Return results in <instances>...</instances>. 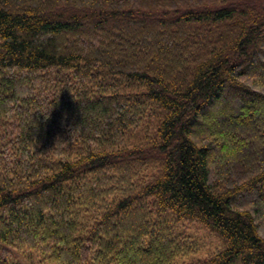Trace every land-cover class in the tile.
Listing matches in <instances>:
<instances>
[{
    "label": "trees",
    "instance_id": "trees-1",
    "mask_svg": "<svg viewBox=\"0 0 264 264\" xmlns=\"http://www.w3.org/2000/svg\"><path fill=\"white\" fill-rule=\"evenodd\" d=\"M0 121V264H178L184 222L264 264V0H0ZM102 175L128 194L81 236Z\"/></svg>",
    "mask_w": 264,
    "mask_h": 264
},
{
    "label": "rangeland",
    "instance_id": "rangeland-1",
    "mask_svg": "<svg viewBox=\"0 0 264 264\" xmlns=\"http://www.w3.org/2000/svg\"><path fill=\"white\" fill-rule=\"evenodd\" d=\"M4 126V121L3 123L0 121V174L2 175L6 170L5 168H7L8 170H12V162L15 160V157L17 155L14 147H12L13 143L8 144L7 146L4 145L5 138H8L6 137ZM157 130L158 122L156 118L150 114L146 121L141 124L140 128H138L137 130H132L126 136L125 146L127 148H132L134 146L149 144L155 138ZM3 136H5V138H3ZM4 159L5 161L8 160V167L5 166L3 162ZM148 169L149 171L147 173L146 171H144L145 173H142L138 178L132 180L134 188H141L142 186L147 184L146 181L149 180V177L157 173L155 167H150ZM8 175L11 176L12 174ZM27 178L28 176L19 175V181H22L24 184L28 185L29 179ZM100 178L101 179L99 181H97L95 178H87V180L89 181V185L91 184L98 192L106 195L104 196V198H99L100 202L93 208L81 207L82 221L79 230V233L81 232V236H83L84 232L81 230L82 228L85 227V230L87 231H90L89 229L92 228L94 221L97 218V215L95 213H98L100 210H104L107 204L110 205L116 202L118 199L123 197L122 195L128 194L127 189L129 188V186H126V184L122 183L117 186L115 185L117 184V179L113 178L111 180L110 177H107L105 175H102ZM146 200L147 204L151 205L152 199ZM176 231L180 232V237H182L187 242V246H185V249L187 251L186 256L181 257L177 261L178 264H207L208 262H210V260L213 259L215 254L220 252L224 247L223 241L200 223H179L176 227ZM17 246H20V248L6 246L13 252V260L10 261V263L28 264L29 261H27V259L29 258H34L35 260L39 259V257L37 258V256H39L38 252L35 251V249L32 252H28L24 251V245Z\"/></svg>",
    "mask_w": 264,
    "mask_h": 264
}]
</instances>
